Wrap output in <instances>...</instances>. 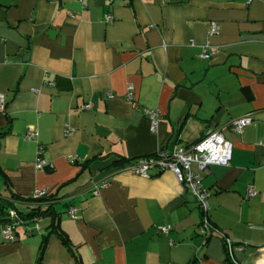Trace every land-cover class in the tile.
Returning a JSON list of instances; mask_svg holds the SVG:
<instances>
[{"label": "crops", "instance_id": "0c3cea01", "mask_svg": "<svg viewBox=\"0 0 264 264\" xmlns=\"http://www.w3.org/2000/svg\"><path fill=\"white\" fill-rule=\"evenodd\" d=\"M207 44L214 53L202 58ZM0 93V206L17 199L31 213L32 192L48 187L39 210L52 206L72 244L52 234L44 264H78L74 252L81 264H232L226 238L247 244L240 262L260 259L264 0H0ZM147 110L158 112L156 129ZM245 115L254 120L238 133L231 122ZM29 125L38 139L25 137ZM214 129L233 155L203 173L221 232L205 237L201 208L172 170L129 167ZM40 156L49 167H37ZM250 185L258 194L247 198ZM38 215V227L21 224L15 240L2 237L0 215V264H36L52 220Z\"/></svg>", "mask_w": 264, "mask_h": 264}, {"label": "built area", "instance_id": "2783aa9c", "mask_svg": "<svg viewBox=\"0 0 264 264\" xmlns=\"http://www.w3.org/2000/svg\"><path fill=\"white\" fill-rule=\"evenodd\" d=\"M251 1V0H249ZM107 21H112L114 16L112 13H108ZM219 25L215 21L210 22L208 29L209 35L218 33ZM214 51L210 45L204 46L203 51L200 53L202 58H211ZM108 96L112 97L113 93L108 92ZM128 99H134L132 92V85L129 86L126 93ZM86 108H91L92 103L85 105ZM7 108V98L5 93H0V112H4ZM152 117V128L156 129L158 112L155 110H147ZM253 117L251 115H245L232 120L231 125L233 129L242 133L247 126L252 124ZM39 129L35 126H27L25 137L29 140H36L39 137ZM42 148H40V154ZM233 155V143L229 140L222 129H214L209 131L203 137L195 142L188 144H175L173 147L161 148L156 153L145 156L140 160L132 163L129 169L136 174L151 176L153 170L159 172L164 170H172L178 180L183 183L188 191L197 200L201 211L202 218L200 221V233L205 237H210L214 234H221L220 230L212 223L210 218V196L211 192L204 183V172L207 171L211 165H230ZM77 157L74 155L72 160ZM37 167L45 168L50 166V162L44 157H39L37 160ZM194 165L197 168H194ZM108 184V181H103L99 184L94 185L92 191L98 194L100 190ZM48 187L36 189L31 194L32 204L38 202V200L47 197L50 193ZM258 194V189L253 185H250L246 191V197H254ZM6 218L2 224V237L5 240H15L17 228L25 222L33 221L38 227V219L40 215H32L26 211L20 209V202L17 199H10L7 202ZM33 211V210H32ZM79 212V207L72 205L68 209V213L72 218H76ZM35 227V226H34ZM158 229L165 234H168L171 227L168 225H158ZM226 254L232 264H248L240 262L237 259V254L247 250L246 243H237L229 238L225 239ZM262 255L259 260L255 261L254 264H264V248L260 249Z\"/></svg>", "mask_w": 264, "mask_h": 264}, {"label": "trees", "instance_id": "16d2710c", "mask_svg": "<svg viewBox=\"0 0 264 264\" xmlns=\"http://www.w3.org/2000/svg\"><path fill=\"white\" fill-rule=\"evenodd\" d=\"M5 132H0V137L2 135H4ZM118 161H121L123 162L124 159H121V160H118ZM48 197V196H47ZM47 197H44L40 200H38V202H33L34 204L33 205V211L31 213H29L30 215L29 216H32V215H36V214H49L52 216V220H51V223H50V230L47 234H45L43 240H42V244L40 246V252H39V255H38V259L36 261V264H44V253H45V250H46V245H47V242H48V238L52 235V234H57L61 240L63 241V243L69 248L72 250V244L70 242V239L68 238L67 234L60 228L59 226V215L56 214L54 212V209L52 208L51 205L48 206V208L46 210L43 211V213H41V210L40 209V206L39 203L43 200H46L48 199ZM29 201L32 202V199L29 198ZM7 202H3L0 206V215L2 217V220L4 221L5 218H6V208H7ZM37 208V209H36ZM74 255L76 256V259L78 261V264H81V260L79 258V256L74 252Z\"/></svg>", "mask_w": 264, "mask_h": 264}, {"label": "rangeland", "instance_id": "374dc122", "mask_svg": "<svg viewBox=\"0 0 264 264\" xmlns=\"http://www.w3.org/2000/svg\"><path fill=\"white\" fill-rule=\"evenodd\" d=\"M247 263H248V264H254L255 262H252V261H251V262H247Z\"/></svg>", "mask_w": 264, "mask_h": 264}, {"label": "water", "instance_id": "95a60500", "mask_svg": "<svg viewBox=\"0 0 264 264\" xmlns=\"http://www.w3.org/2000/svg\"><path fill=\"white\" fill-rule=\"evenodd\" d=\"M170 140H171V139H170ZM170 140H169V141H170Z\"/></svg>", "mask_w": 264, "mask_h": 264}]
</instances>
